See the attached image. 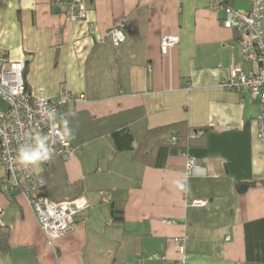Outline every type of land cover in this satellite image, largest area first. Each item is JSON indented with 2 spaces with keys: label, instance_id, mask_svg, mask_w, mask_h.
<instances>
[{
  "label": "crops",
  "instance_id": "1",
  "mask_svg": "<svg viewBox=\"0 0 264 264\" xmlns=\"http://www.w3.org/2000/svg\"><path fill=\"white\" fill-rule=\"evenodd\" d=\"M80 1L85 17L72 21L70 0H0V49L24 63L31 95L82 98L59 110L72 156L33 171L53 201L87 202L50 245L26 198L0 184V264H177L183 235L187 264H264L258 106L219 87L245 66L218 7L249 11L253 0ZM119 25L126 40L114 47L105 34ZM162 36L178 38L166 55ZM170 133L194 139L204 175L186 174Z\"/></svg>",
  "mask_w": 264,
  "mask_h": 264
},
{
  "label": "built area",
  "instance_id": "2",
  "mask_svg": "<svg viewBox=\"0 0 264 264\" xmlns=\"http://www.w3.org/2000/svg\"><path fill=\"white\" fill-rule=\"evenodd\" d=\"M61 4V3H60ZM62 5V4H61ZM223 11L222 27L233 30L238 35L241 66H232L227 80H222L219 87L238 92L248 93L258 106L255 123L257 138L264 143V0H253L249 11L237 10L230 5L219 6ZM67 13L72 21L85 17V8L80 0H70ZM105 36L110 37L114 47L126 40L123 25H119ZM104 41V37L100 39ZM178 44L175 36L160 38V52H167ZM23 62L12 61L0 49V100L5 102V111L0 109V184L6 183L11 191L21 193L33 210L37 223L48 244L66 235L74 226L77 213L87 207L85 198L70 202H55L47 195V180L33 171L36 161L46 163L50 154L68 160L73 148L64 136L59 118L60 108L71 102H80L82 98L62 91L57 100L47 99L40 92L33 96L27 90L24 78ZM176 143V138H171ZM34 159L25 160V155H33ZM186 159L187 175H204L198 160L188 150H180ZM184 189V186H181ZM190 206L203 207L202 200H191ZM1 212V206H0ZM171 224L169 221H164ZM186 235L174 238L180 253L177 264H187L191 254L186 250ZM158 256L153 254L150 259Z\"/></svg>",
  "mask_w": 264,
  "mask_h": 264
},
{
  "label": "trees",
  "instance_id": "3",
  "mask_svg": "<svg viewBox=\"0 0 264 264\" xmlns=\"http://www.w3.org/2000/svg\"><path fill=\"white\" fill-rule=\"evenodd\" d=\"M171 134V138L175 137L176 138V143L172 144L171 143V138H169V144L176 147L179 151L180 150H189L191 148L192 142H193V138H191L189 135H181V134H174V133H170ZM113 221L114 223H121L123 221L122 217H117L116 216V211H114V215H113Z\"/></svg>",
  "mask_w": 264,
  "mask_h": 264
},
{
  "label": "rangeland",
  "instance_id": "4",
  "mask_svg": "<svg viewBox=\"0 0 264 264\" xmlns=\"http://www.w3.org/2000/svg\"><path fill=\"white\" fill-rule=\"evenodd\" d=\"M7 108V105L5 104V102H3L2 100H0V109H2L3 111H5Z\"/></svg>",
  "mask_w": 264,
  "mask_h": 264
},
{
  "label": "clouds",
  "instance_id": "5",
  "mask_svg": "<svg viewBox=\"0 0 264 264\" xmlns=\"http://www.w3.org/2000/svg\"><path fill=\"white\" fill-rule=\"evenodd\" d=\"M23 158H24L25 160H32V159H34L35 157H34V154H33V155H25Z\"/></svg>",
  "mask_w": 264,
  "mask_h": 264
}]
</instances>
